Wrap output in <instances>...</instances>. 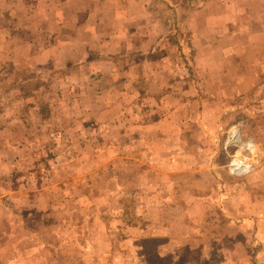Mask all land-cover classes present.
<instances>
[{
    "label": "rangeland",
    "instance_id": "1",
    "mask_svg": "<svg viewBox=\"0 0 264 264\" xmlns=\"http://www.w3.org/2000/svg\"><path fill=\"white\" fill-rule=\"evenodd\" d=\"M0 35V264H264V0H10Z\"/></svg>",
    "mask_w": 264,
    "mask_h": 264
},
{
    "label": "bare ground",
    "instance_id": "2",
    "mask_svg": "<svg viewBox=\"0 0 264 264\" xmlns=\"http://www.w3.org/2000/svg\"><path fill=\"white\" fill-rule=\"evenodd\" d=\"M231 142L238 144L240 147V150H244L247 146H251L250 141H244L241 138V134L239 133L238 129L236 127H233L230 132V140ZM233 169H238L242 167V164L239 160L235 159L233 161Z\"/></svg>",
    "mask_w": 264,
    "mask_h": 264
},
{
    "label": "crops",
    "instance_id": "3",
    "mask_svg": "<svg viewBox=\"0 0 264 264\" xmlns=\"http://www.w3.org/2000/svg\"><path fill=\"white\" fill-rule=\"evenodd\" d=\"M8 1H10V0H0V2H2V3L8 2ZM9 29H10V26H9ZM10 36L13 37V33H11ZM15 38H17V37H15ZM0 40H1V41H4V40H5V37H2V36L0 35ZM48 51H51V49L49 48ZM1 68H2V67H1ZM2 69H3V68H2ZM107 72H109V71H107ZM16 118H17V117H16ZM12 120H14V117L12 118Z\"/></svg>",
    "mask_w": 264,
    "mask_h": 264
}]
</instances>
